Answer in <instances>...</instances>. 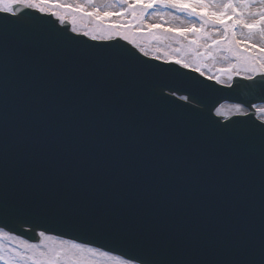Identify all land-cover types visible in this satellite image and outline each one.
I'll return each mask as SVG.
<instances>
[{"label":"snow or ice","instance_id":"obj_1","mask_svg":"<svg viewBox=\"0 0 264 264\" xmlns=\"http://www.w3.org/2000/svg\"><path fill=\"white\" fill-rule=\"evenodd\" d=\"M0 264H264V0H0Z\"/></svg>","mask_w":264,"mask_h":264},{"label":"water","instance_id":"obj_2","mask_svg":"<svg viewBox=\"0 0 264 264\" xmlns=\"http://www.w3.org/2000/svg\"><path fill=\"white\" fill-rule=\"evenodd\" d=\"M61 27H62V26H61ZM69 28H70V26H69ZM41 39H44V40H51V38L48 37L46 34H41ZM84 39H86V38H84ZM89 42H91V41H89ZM217 87L219 88V87H221V86L217 85ZM225 93H226V90H225ZM23 238L28 239V240L31 241V242H38L37 240L33 239V236H32L31 233L24 234V237H23ZM65 238H66V237H65Z\"/></svg>","mask_w":264,"mask_h":264},{"label":"bare ground","instance_id":"obj_3","mask_svg":"<svg viewBox=\"0 0 264 264\" xmlns=\"http://www.w3.org/2000/svg\"><path fill=\"white\" fill-rule=\"evenodd\" d=\"M66 3H71V4H75L77 2H82V0H65Z\"/></svg>","mask_w":264,"mask_h":264},{"label":"rangeland","instance_id":"obj_4","mask_svg":"<svg viewBox=\"0 0 264 264\" xmlns=\"http://www.w3.org/2000/svg\"><path fill=\"white\" fill-rule=\"evenodd\" d=\"M32 243H37V242H32Z\"/></svg>","mask_w":264,"mask_h":264}]
</instances>
